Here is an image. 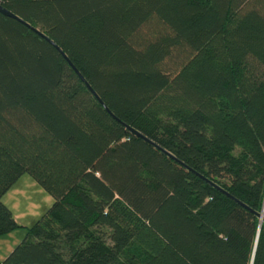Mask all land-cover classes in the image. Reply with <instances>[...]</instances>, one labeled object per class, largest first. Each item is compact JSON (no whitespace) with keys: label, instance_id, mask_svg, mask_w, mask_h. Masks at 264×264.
<instances>
[{"label":"trees","instance_id":"obj_1","mask_svg":"<svg viewBox=\"0 0 264 264\" xmlns=\"http://www.w3.org/2000/svg\"><path fill=\"white\" fill-rule=\"evenodd\" d=\"M0 4V264H264V0Z\"/></svg>","mask_w":264,"mask_h":264},{"label":"rangeland","instance_id":"obj_2","mask_svg":"<svg viewBox=\"0 0 264 264\" xmlns=\"http://www.w3.org/2000/svg\"><path fill=\"white\" fill-rule=\"evenodd\" d=\"M20 179L22 180L18 184V192L21 195L15 199V202L18 204L15 207L16 212L18 213L19 210H26L30 207V217H26L24 220H28L27 222L38 220L52 206L54 198L34 180L35 178L31 174L26 173ZM26 179H32L31 181H35L34 183L36 184H31ZM33 185H38V188H35Z\"/></svg>","mask_w":264,"mask_h":264},{"label":"crops","instance_id":"obj_3","mask_svg":"<svg viewBox=\"0 0 264 264\" xmlns=\"http://www.w3.org/2000/svg\"><path fill=\"white\" fill-rule=\"evenodd\" d=\"M20 180L14 185V187L3 197V200L5 203L12 209L16 219L23 225L30 226L33 225L37 220H33L32 222H27L28 220L26 217H30V207L27 208L26 210H19V212H16L15 207L18 205L15 202V199L20 196L21 194L18 192V184H20ZM28 182L31 184H36L34 183L35 181H31L32 179H26ZM30 180V181H29ZM37 182V181H36ZM35 188H38V185H33ZM45 213V212H44ZM44 215V214H43ZM36 219V218H34ZM40 219V218H38ZM26 228H19L10 234L4 235L0 237V258L4 259L9 255V253L25 238L26 236Z\"/></svg>","mask_w":264,"mask_h":264},{"label":"water","instance_id":"obj_4","mask_svg":"<svg viewBox=\"0 0 264 264\" xmlns=\"http://www.w3.org/2000/svg\"><path fill=\"white\" fill-rule=\"evenodd\" d=\"M0 13L4 14L5 16L17 19L19 21H21L22 23L28 25L30 28L34 29L36 32H38L40 35H42L43 37H45L48 41H50L63 55L64 57L67 59V61L70 63V65L74 68V70L77 72V74L79 75V77L82 79V81L87 85V87L91 90V92L98 98V100L102 103V105L104 106V108L110 113V115L115 118L116 120H118L119 122H122L112 111L111 109L107 106V104L103 101V99L98 95V93L94 90V88L91 86V84L86 80V78L84 77V75L78 70V68L73 64V62L68 58V56L66 55V53L51 39L49 38L46 34H44L43 32H41L39 29L33 27L31 24H29L28 22H26L25 20H23L21 17H19L18 15H16L15 13L11 12L10 10H8L7 8H5L2 4H0ZM136 132V130H134ZM138 134L142 135L140 132H137ZM145 137V136H143ZM146 138V137H145ZM148 139V138H147ZM149 140V139H148ZM166 153H168L173 159H175L176 161H179L175 156H173L172 154H170L169 152L165 151ZM180 162V161H179Z\"/></svg>","mask_w":264,"mask_h":264}]
</instances>
